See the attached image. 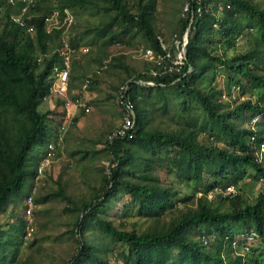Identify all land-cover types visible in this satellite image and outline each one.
Wrapping results in <instances>:
<instances>
[{
  "label": "trees",
  "instance_id": "1",
  "mask_svg": "<svg viewBox=\"0 0 264 264\" xmlns=\"http://www.w3.org/2000/svg\"><path fill=\"white\" fill-rule=\"evenodd\" d=\"M10 1L0 0V212L5 204L14 202L12 197L33 176L47 144H54L55 155L58 143L62 113H40L37 106L50 94L53 73L63 67L60 27L64 25L46 31L45 19L56 13L61 24L65 10H88L104 20L82 34L89 35L92 44L98 42L102 50L124 36L139 35L145 47L159 51L152 24L156 0L130 4L127 0ZM206 3L199 16L192 15L184 59V69L190 66L192 70L184 76L149 78L126 65L123 54L109 58L108 66L125 75L124 98L131 102L134 113L132 137L108 140L106 134L109 166L106 172L99 169L100 181L86 199L71 204L61 185L33 199L36 204L65 200L71 206L64 209L77 212L72 227L66 230L77 236L76 248L63 264H111L104 257L108 250H118L119 264H264V151H259L261 145L264 149V7L253 0ZM189 19V12L178 18V40ZM245 27L253 34L247 36V47L236 51ZM65 37L69 46L79 48L75 35ZM227 49L232 52L227 54ZM219 73L225 76L227 96L231 87L246 93V83L249 92L258 89V96L232 104L223 101V91L215 83ZM138 79L154 85L138 84ZM167 87L174 89L179 111L187 114V120L165 130L149 123L151 112L167 110L163 97L153 106L152 90ZM192 108L198 113L188 116ZM240 112L248 115L245 125L234 126L231 121ZM253 115L259 120L251 126ZM33 146L37 149L30 162L28 152ZM80 153L85 156L86 151ZM156 170L192 183L191 193L179 196L170 184L161 182ZM253 182L261 190L248 201L243 188ZM228 185L235 187L233 196H208L213 189L221 191ZM121 196H125L122 208L132 206L138 217L150 220L146 228L114 226L107 205ZM167 212L168 220L159 223ZM18 226L15 240L0 242L11 247L6 264H16L24 222ZM2 233L0 230V237ZM247 234L252 238L243 251L238 246L243 239H237ZM251 240L258 245L249 246Z\"/></svg>",
  "mask_w": 264,
  "mask_h": 264
},
{
  "label": "rangeland",
  "instance_id": "2",
  "mask_svg": "<svg viewBox=\"0 0 264 264\" xmlns=\"http://www.w3.org/2000/svg\"><path fill=\"white\" fill-rule=\"evenodd\" d=\"M28 1L30 2V0ZM134 1L135 0H127V3L130 4ZM184 1L185 0L155 1L152 24L156 33L160 34L170 47H173V39H177V22L178 18L181 17V7ZM253 1L260 3V5L264 7V0ZM52 15H50L52 16L49 19L50 23L58 25L56 13ZM67 18H71V23L64 22V26L60 27L64 35L63 38L61 37L62 40L67 42L69 39L65 37V35H75L77 38L76 44L79 45V48L87 49V51L77 52L69 56L68 60L72 57V60H78V58L82 59L80 68L83 70H79L80 73L77 71L79 74L83 72L87 74L100 67V74L92 79L94 83L92 82L91 85L89 84L84 88L87 91L88 97L82 99L89 106V111L80 115L78 113L76 115V121L67 126L61 143L56 146V155L52 159L50 168L40 177L38 182L34 185V189L29 192V194H26L30 183V178H28L19 192L12 197L14 202L4 205L3 210L0 212V230L3 232L0 237V242L1 240H15L16 237H18L17 229L19 228L18 223L20 222H24V232L27 230L23 214V204L27 195H30L34 203V198L48 192L56 191L58 186L61 185L64 193L70 198V203L72 204L81 199H86L92 194V187H96L100 181L99 169L102 168L103 171L106 172L109 166L110 156L104 144L106 132L112 130V128H109L111 124L117 125L120 121V117H117L120 107L117 103V93L115 89L119 86V78L125 75L120 69L108 66V62L110 61L109 58L111 56L124 54V63L131 67L134 72L145 71L149 65L147 61L141 58L140 49L144 48L145 45L139 35L131 39L124 36L121 42L112 44L102 50L97 46L98 42L92 44L90 41L91 37L82 34L85 28L103 21L104 18L101 15L97 13L90 15L88 10H77L73 12L66 10L65 20ZM246 28L247 27H245L244 33L236 42L234 47L236 51L244 50L248 44L247 36L253 34V30L250 31ZM245 31L248 35H246ZM231 52L232 50L227 49V54ZM78 55L79 57H77ZM92 55L98 57V59L93 60L92 57H90ZM78 81L79 80H77V82ZM215 83L216 86L223 91L222 100L228 101L229 104H232L234 100L238 101L245 98L254 100L255 97L258 96V89L252 92L248 91V83L243 85L246 93L241 94L239 87H231L229 89L230 96H227L225 76L220 73L217 74ZM114 87L115 89H112ZM152 91L154 92L152 97V101H154L153 106L156 107L163 101V98H165V107L167 110L164 113L158 110L151 112L149 123L151 126L165 130L173 129L187 120V114H183L179 111L177 99L173 95L174 89L172 87L164 88L161 91ZM66 93L65 95L68 98L73 97L72 94H69L70 92ZM107 94L110 96L107 97ZM51 97H53V101L56 99H58L56 101L62 100L61 96L57 97L56 95H52ZM54 103L56 102L54 101ZM37 110L40 113H44L46 109L43 101L37 106ZM79 112L82 111L79 110ZM197 113L198 110L192 108L188 112V116H194L197 115ZM247 116V113L240 112L239 118L232 119L231 122L234 126L245 125ZM108 129L110 130L107 131ZM199 138L202 140L204 135L201 134ZM204 140H206V138ZM217 144L220 145V143ZM36 149L37 147L33 146L28 152V159L30 162L35 155ZM93 150L96 151V153H92ZM81 151H86L85 156H81ZM155 174L158 175L163 184H170L172 188L176 189L179 196L190 194L192 191V183L179 182L174 177V174H167L161 170H156ZM259 190L261 189L257 182L249 183L243 188L245 192L244 197H246L248 201H251ZM124 199L125 196H121L117 202L107 205V215L111 218L114 226L118 229H130L131 226H134L139 231L146 228L150 224V220L138 217L132 206L122 208L121 203ZM70 203L61 199L47 200L40 204L34 203L32 230L29 232L28 236L24 238L23 236L21 237L22 243L19 244L15 256L16 264H63L70 259V256L76 248L75 237H77L70 236L66 233V230L72 227V222L77 215V212H70L64 209L70 207ZM188 204L192 205L191 202ZM167 220L168 212L161 217L159 223H164ZM88 236L89 233L87 234V237ZM237 240H240V237H238ZM238 244L241 246L240 243ZM111 245L109 244V247H111ZM114 245L117 246L118 244ZM257 245L258 244L252 240L249 244L252 248ZM10 250L11 247L8 244L6 246L0 245V264H6L4 263V259L8 258ZM108 251L109 252H106L104 257L107 258L111 264H119L120 259L117 255L118 250Z\"/></svg>",
  "mask_w": 264,
  "mask_h": 264
},
{
  "label": "built area",
  "instance_id": "3",
  "mask_svg": "<svg viewBox=\"0 0 264 264\" xmlns=\"http://www.w3.org/2000/svg\"><path fill=\"white\" fill-rule=\"evenodd\" d=\"M12 1V0H11ZM10 1V2H11ZM207 5L206 0H185L181 7V17H184L190 14L189 19V26L192 20L193 12L199 16L204 8ZM66 12V10H65ZM54 14V13H53ZM53 16V15H52ZM46 18V31L51 30L52 28H59L64 22L69 23L71 18H67L65 20V16L62 20V24H51L49 19L50 17ZM57 16V15H56ZM71 23V22H70ZM69 23V24H70ZM68 24V25H69ZM155 40L158 45V52H155L149 47L141 48L140 55H142V59L147 61L149 65L147 69L143 71L146 76L149 78H158L164 75H171V74H181L184 76L186 73L190 72L192 68L188 66L184 69L185 63V55L182 50L183 46V35L181 39H173V47L168 46L169 44L164 40V38L160 34L155 35ZM62 65L63 67L60 70H55L53 80L51 82V87L49 93H56L57 95L62 97V111H61V122L59 125V133L65 131L66 127L73 123V119L75 118V111L81 110L84 113L89 111V106L87 103L82 99L80 96H75L72 98H68L65 94L67 91V81H68V68H69V60L68 57L79 52L85 51L86 49L82 48H73L69 46L64 40H62ZM98 72V71H95ZM92 75H87L84 79V83L82 88H84L88 83L89 79ZM138 84H148L154 85V83L150 80H137ZM126 84H121L117 88V103L120 107V121L115 128H113L108 134L107 139L111 140L113 138H131L132 137V129L134 125V113L132 110V104L128 100H126L125 92H126ZM77 119V117H76ZM259 120V116L253 115L250 118V125L252 126L255 122ZM54 144L49 142L46 146L45 154L38 160L34 167V174L30 178L31 186L38 182L40 177L44 174V172L50 168L52 164V159L54 156ZM260 153L264 151L263 146L261 145L259 148ZM236 190L235 187L232 185L226 186L221 191L218 189H213V191L208 193L210 197L212 193H219L222 197H231L235 194ZM32 198L30 195H27L24 204H23V214L24 220L26 221V231L24 232L25 237L29 235V232L32 230V213L34 203L31 200ZM252 238V234L244 235L240 237L242 240L240 243V249L245 251L248 248L249 240ZM237 241V240H236ZM239 246V245H238Z\"/></svg>",
  "mask_w": 264,
  "mask_h": 264
},
{
  "label": "crops",
  "instance_id": "4",
  "mask_svg": "<svg viewBox=\"0 0 264 264\" xmlns=\"http://www.w3.org/2000/svg\"><path fill=\"white\" fill-rule=\"evenodd\" d=\"M126 38H128V39H131V38H129V37H126ZM115 44V43H114ZM110 46V45H109ZM144 48H146V47H144ZM79 52H81V51H79ZM79 54H81V53H79ZM124 55V54H123ZM77 57H79V55L77 56ZM90 57H92V59L93 60H97L98 59V57H96V56H90ZM123 60H124V58H123ZM81 61H82V59L81 58H78V60L76 59V60H72V59H70L69 60V68H68V81H67V91L66 92H70L69 94H72L73 95V97H75V96H81L82 98H84L85 99V97H88V94H87V91H86V89H84L87 85H89L90 84V82H91V80L93 79V77H97V75L98 74H100V71L99 72H97L96 74H94V73H91L92 71H94V70H92L91 72H89V73H85V72H83V73H81V74H79L80 72H79V70H81L82 68H80L81 67ZM98 69V68H97ZM83 70V69H82ZM77 71L79 72V73H77ZM89 74H92V78L91 79H89V83L84 87V88H82V85H83V83H84V79L87 77V75H89ZM79 78V79H78ZM122 79H124V77H120L119 78V83H118V85H121V84H123V82L124 81H122ZM77 80H79L78 82H77ZM71 83L73 84V85H71ZM94 83V82H93ZM69 84L71 85V86H69ZM73 86V87H72ZM118 87V86H117ZM112 89H115V87L114 88H112ZM117 90V89H116ZM115 91V90H114ZM79 92V93H78ZM75 93V94H74ZM67 94V93H66ZM52 95H56L57 97H60L59 95H57L56 93H50L44 100H43V103H44V107H45V111H52L53 113H56V114H59L61 111H62V100H59L60 101V104H59V101H56V100H58V99H56V100H54L56 103H54V101H53V97H51ZM87 95V96H86ZM110 95H108L107 94V97H109ZM44 111V112H45ZM119 111V110H118ZM79 113V115L80 114H82V113H84L83 111L82 112H79V110H76L75 111V117H77L76 115ZM117 117H120V112H118L117 113ZM61 122V121H60ZM117 125H110L109 126V128H115ZM67 128V127H66ZM66 130V129H65ZM110 129H108L107 131H109ZM65 132V131H64ZM64 132H62V133H59L58 134V139H57V141H58V143H57V145L59 144V143H61V141H62V139H63V135H64ZM110 132V131H109ZM109 132H106V134L107 133H109ZM56 145V146H57ZM56 151L57 150H55V155H56ZM54 155V156H55ZM54 156H53V158H54ZM34 189V187H32L31 186V183H29V186H28V191L26 192V194L28 193L29 194V192H31L32 190ZM25 194V195H26ZM25 234V233H24ZM25 237V235H23V238Z\"/></svg>",
  "mask_w": 264,
  "mask_h": 264
},
{
  "label": "water",
  "instance_id": "5",
  "mask_svg": "<svg viewBox=\"0 0 264 264\" xmlns=\"http://www.w3.org/2000/svg\"><path fill=\"white\" fill-rule=\"evenodd\" d=\"M188 32H189V24L187 25L184 33H183V39H184V42H183V46H182V50L184 52V55H185V44L187 42V36H188Z\"/></svg>",
  "mask_w": 264,
  "mask_h": 264
},
{
  "label": "clouds",
  "instance_id": "6",
  "mask_svg": "<svg viewBox=\"0 0 264 264\" xmlns=\"http://www.w3.org/2000/svg\"><path fill=\"white\" fill-rule=\"evenodd\" d=\"M53 76H54V73H53Z\"/></svg>",
  "mask_w": 264,
  "mask_h": 264
}]
</instances>
